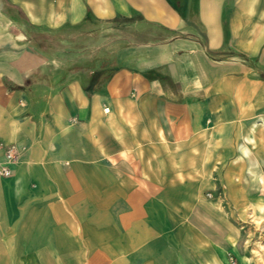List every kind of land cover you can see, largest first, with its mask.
Wrapping results in <instances>:
<instances>
[{"label": "crops", "instance_id": "obj_1", "mask_svg": "<svg viewBox=\"0 0 264 264\" xmlns=\"http://www.w3.org/2000/svg\"><path fill=\"white\" fill-rule=\"evenodd\" d=\"M0 144V264H230L264 215V0H0Z\"/></svg>", "mask_w": 264, "mask_h": 264}, {"label": "rangeland", "instance_id": "obj_2", "mask_svg": "<svg viewBox=\"0 0 264 264\" xmlns=\"http://www.w3.org/2000/svg\"><path fill=\"white\" fill-rule=\"evenodd\" d=\"M112 28H114V25L108 24L101 30L108 33ZM67 31L74 32L73 35L77 34V29H69L66 30V32ZM91 31L97 32L98 30L97 28H92ZM97 34L98 32L95 33V35ZM107 38L109 39V36ZM65 40L67 41V39ZM78 41L79 43H76L75 45L82 46L84 43L83 39H79ZM93 41H95V39ZM67 57L68 55L66 53H63L61 59L66 61ZM209 194L210 193L205 194V197H209ZM218 196H220L219 193ZM219 198L222 200L223 206L227 205V202L223 197ZM258 200L260 204L264 205V197ZM254 218L255 216L253 215L251 220L245 222V225H243L242 227L235 223L237 241L234 247L236 248V251L234 254V259L230 261V264H264V215H261V220H257Z\"/></svg>", "mask_w": 264, "mask_h": 264}, {"label": "built area", "instance_id": "obj_3", "mask_svg": "<svg viewBox=\"0 0 264 264\" xmlns=\"http://www.w3.org/2000/svg\"><path fill=\"white\" fill-rule=\"evenodd\" d=\"M0 149H4L5 153V163L4 166L0 169V175L7 177L11 174L9 165L13 164L17 159L18 149L14 145L3 146L1 144Z\"/></svg>", "mask_w": 264, "mask_h": 264}]
</instances>
